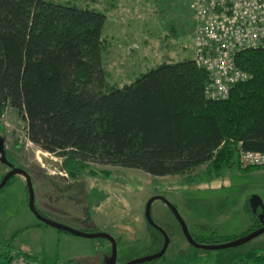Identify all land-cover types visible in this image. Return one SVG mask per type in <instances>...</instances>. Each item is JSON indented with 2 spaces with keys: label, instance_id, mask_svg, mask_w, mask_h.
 <instances>
[{
  "label": "trees",
  "instance_id": "1",
  "mask_svg": "<svg viewBox=\"0 0 264 264\" xmlns=\"http://www.w3.org/2000/svg\"><path fill=\"white\" fill-rule=\"evenodd\" d=\"M105 19L74 2L0 0V115L14 110L28 140L62 159L67 175L118 167L164 177L206 165L203 175L219 178L240 150L264 152V44L235 54L247 77L224 99L207 97L208 73L191 59L120 87L102 64ZM20 255L0 244V264ZM253 262L264 264V253Z\"/></svg>",
  "mask_w": 264,
  "mask_h": 264
},
{
  "label": "rangeland",
  "instance_id": "2",
  "mask_svg": "<svg viewBox=\"0 0 264 264\" xmlns=\"http://www.w3.org/2000/svg\"><path fill=\"white\" fill-rule=\"evenodd\" d=\"M62 1L105 15L102 64L113 85L135 79L166 60L192 58L195 21L183 16L189 0ZM122 25L128 41L120 32ZM120 42L132 47L127 55L120 52L123 47L116 50ZM0 138L8 162L24 168L30 176L37 212L77 231L113 236L118 243L117 264L154 254L161 247L160 233L144 217L147 202L155 196L164 197L177 209L190 235L206 242L202 244L245 237L260 223L258 214L264 222V167L243 171L251 167L243 168L237 161L219 178L205 177L206 165L164 177L135 169L97 167L93 174L72 178L62 170V159L28 140L26 122L10 108L0 115ZM4 170L0 162V173ZM20 177L15 175L0 191V244L10 243L13 250H21L39 264L69 260L102 264L110 259L107 239L76 236L41 222L29 208L26 183ZM252 196L263 203L256 213L250 208ZM150 215L169 238L165 253L152 264H254V258L264 253V233L225 249L196 248L187 242L163 201L151 203Z\"/></svg>",
  "mask_w": 264,
  "mask_h": 264
},
{
  "label": "built area",
  "instance_id": "3",
  "mask_svg": "<svg viewBox=\"0 0 264 264\" xmlns=\"http://www.w3.org/2000/svg\"><path fill=\"white\" fill-rule=\"evenodd\" d=\"M197 22L193 60L208 73L206 95L224 99L247 77L235 63L237 52L264 44V0H189ZM243 168L264 167V152L240 150ZM10 264H39L20 255Z\"/></svg>",
  "mask_w": 264,
  "mask_h": 264
},
{
  "label": "water",
  "instance_id": "4",
  "mask_svg": "<svg viewBox=\"0 0 264 264\" xmlns=\"http://www.w3.org/2000/svg\"><path fill=\"white\" fill-rule=\"evenodd\" d=\"M0 156L2 158V160L4 162H6V158H5V151H4V146H3V142L2 139L0 138ZM14 175H21L26 183V187H27V191H28V200H29V208L30 210L35 214V216L44 224L52 226L58 230L61 231H65L68 233H71L73 235L76 236H81V237H87V238H105L107 239L110 244H111V256L110 259L106 262V264H117L116 263V259H117V244H116V240L114 239L113 236L106 234V233H89V232H82V231H77L74 230L68 226H65L63 224L54 222L52 220H49L43 216H41L35 206H34V192H33V187H32V183H31V179L30 176L28 175V173L21 169V168H14L12 171H10L2 180L1 184H0V188L3 187L5 185V183L7 182V180H9L12 176ZM161 200L165 203V205L168 207V209L170 210V212L172 213V215L175 217V219L178 221L182 233L185 237V239L187 240V242L196 247V248H204V249H225V248H229V247H234V246H238L239 244L245 243L257 236H259L260 234L264 233V222H263V216L262 214H258V218L260 219V224L262 225L261 227L255 229L252 233L246 235L245 237L236 239L233 242H229V243H223V244H215V245H208V244H200L197 243L194 238L190 235V233L188 232V229L183 221V219L181 218V216L179 215L177 209L164 197L162 196H155L152 197L146 204L145 206V212H144V217L145 220L147 222V224L152 227L153 229H155L156 231H158L162 236H163V245L161 247V249L157 252H155L154 254L142 257V258H138V259H133L130 260L124 264H140L143 262H147V261H152V260H156L158 258H160L161 256H163V254L165 253L168 244H169V238L166 235L165 231L160 228L159 226H157L150 215V205L154 200ZM250 208L251 210L256 213L257 210L263 209V203L261 201V199L258 196H252L250 199Z\"/></svg>",
  "mask_w": 264,
  "mask_h": 264
},
{
  "label": "crops",
  "instance_id": "5",
  "mask_svg": "<svg viewBox=\"0 0 264 264\" xmlns=\"http://www.w3.org/2000/svg\"><path fill=\"white\" fill-rule=\"evenodd\" d=\"M188 6H189V8H188ZM186 8H187V10H185V12L183 13V16H184V18H187V17H189V18H192L194 21H195V25H194V27H193V33H192V51H191V55H192V58H191V60H193V57H194V38H195V35H196V28H197V23H196V20L194 19V16H193V11H192V9H191V6L190 5H188V1L186 2ZM173 18V17H172ZM120 19H122L123 20V17H120ZM179 19H182V18H179ZM123 24V23H122ZM124 26L122 25L121 26V33H122V35L124 36L123 38H125L124 40L125 41H128V33H127V31L123 28ZM173 31V30H172ZM117 33L119 32V31H116ZM127 39V40H126ZM123 41V40H122ZM146 40H144V45L147 43V42H145ZM129 43V42H128ZM128 43L127 42H125V43H122V42H120V46L116 49V50H121V47H123V49L120 51V52H124L125 53V55H127V52H128V50H132V47H130V46H127L128 45ZM125 44H127V45H125ZM125 46L127 47V48H125ZM133 48L135 49L136 47L135 46H133ZM127 49V50H126ZM125 50V51H124ZM139 50H140V48H139ZM143 51V53H142V57H145L144 56V54H145V52H146V50H145V48L142 50ZM124 55V56H125ZM177 57H179L178 56V54L176 55ZM185 59V58H184ZM185 60H189V58H186ZM183 61V60H182ZM164 62H167V63H173L174 61H172L171 59H169L168 61L166 60V61H164ZM134 79L133 78H130L129 80H126V81H124L123 83H121V84H119V86L121 87V86H123V85H125V84H129V83H131L132 81H133ZM22 180H24L22 177H20ZM25 181V180H24ZM26 257H28V256H26Z\"/></svg>",
  "mask_w": 264,
  "mask_h": 264
},
{
  "label": "flooded vegetation",
  "instance_id": "6",
  "mask_svg": "<svg viewBox=\"0 0 264 264\" xmlns=\"http://www.w3.org/2000/svg\"><path fill=\"white\" fill-rule=\"evenodd\" d=\"M5 147V146H4ZM4 151H5V148H4ZM5 158H6V155H5ZM9 160L8 159H6V162H4L3 160H2V158H1V156H0V162L2 163V165H4V168H5V170L3 171V172H1L0 173V184H1V182H2V180L4 179V177L10 172V171H12L14 168H21V169H23L24 170V168H22V167H20V166H18V165H16V164H13V163H10V162H8ZM26 171V170H25ZM15 176V175H14ZM14 176H12L9 180H7V182L5 183V185L3 186V187H1L0 188V191L5 187V186H7L8 185V183L11 181V179H13V177ZM257 219V218H256ZM255 230V229H254ZM161 235V234H160ZM161 237H162V240H163V236L161 235ZM162 245H163V241H162V244H161V247H162ZM161 249V248H160ZM159 249V250H160Z\"/></svg>",
  "mask_w": 264,
  "mask_h": 264
}]
</instances>
